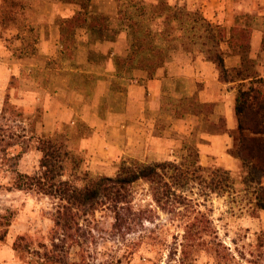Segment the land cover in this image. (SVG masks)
<instances>
[{"label":"rangeland","instance_id":"1","mask_svg":"<svg viewBox=\"0 0 264 264\" xmlns=\"http://www.w3.org/2000/svg\"><path fill=\"white\" fill-rule=\"evenodd\" d=\"M169 2L204 16L198 7L191 8L181 0ZM64 4L72 14L79 9L78 3L59 0H0V264H52L38 247L43 240L50 243L46 238L51 226L48 213L54 207L52 200L35 190L15 186L17 174L34 175L40 171L41 152L37 148L40 137H51L60 149L62 179L80 182L83 176H114L122 163L131 160L146 163L171 160L189 171L182 203L170 204L165 209L153 202L146 183L135 182L131 186L130 224L120 231L112 229L111 215L105 209L96 210L87 219L80 216L86 241L80 237L82 247L71 245L68 250L63 249L68 261L81 264H264V209L255 205L257 197L264 195V172L257 173L251 180L243 157L236 156L240 151L230 135L226 151L223 147L210 148V142L217 143L209 138L213 134L209 132L213 128L210 121H218L220 116L213 113L214 103L206 116L187 114L177 119L178 98L166 95L165 116L155 121L152 135L148 136L145 130L138 143L132 142V131L126 126L122 131L121 128H114L111 133L106 131L110 137L105 138V129L87 125L79 118L74 123L68 118L60 120L61 126L52 131L47 113L58 109L56 113L68 114L64 110L69 102L56 106L51 98L53 89L66 83L60 76H67L73 90L85 93L86 99L97 100V83L108 66L107 57H111L117 78L111 82L108 96L100 95L101 103L97 104L96 113L102 116L108 106L119 105L115 90L125 91L134 72L143 70L132 68L126 60H120L118 65L115 63L117 56L123 58L129 53L132 39L120 26L117 0L113 16L99 11L101 4L98 2L88 0V15H107L106 30L99 32V25L94 29L76 27L65 41L68 43L66 49L61 46L52 55H39L37 44L52 32L46 14L49 10L60 11L53 23L59 26L61 43L60 25L66 18L61 16ZM236 23L249 26L252 34L259 20L244 12L236 15ZM121 32L126 33V43H122L124 54L110 56L112 50L104 54L95 45L115 40ZM189 35L177 29L166 39L154 37L155 43L168 47L163 65L175 57L206 59V45L192 44ZM107 36H111L110 39ZM259 37L261 41L254 49L250 38V56L255 58L256 67L264 77V50L261 49L264 28ZM220 47L226 66H235V57L239 64V56L229 54L225 42ZM222 83L227 86L220 90L231 91L229 96L218 94L217 109H225L232 94L236 95L234 82ZM261 89L264 91V85ZM192 150L197 151L198 163L203 169L191 164V157L187 161ZM192 154L196 158L195 153ZM248 179L251 181L247 182ZM201 215L207 219V232L201 238L186 241L188 246L182 253L185 225L196 216L204 219ZM19 235H24L29 250L13 248Z\"/></svg>","mask_w":264,"mask_h":264},{"label":"trees","instance_id":"2","mask_svg":"<svg viewBox=\"0 0 264 264\" xmlns=\"http://www.w3.org/2000/svg\"><path fill=\"white\" fill-rule=\"evenodd\" d=\"M59 1L79 4V9L65 18L60 25L63 48H67L68 43L65 41L76 27L94 29L99 25V32L108 28L105 24L107 15H88V0ZM117 16L121 28L132 38L129 53L123 58L116 57L117 65L120 60H126L132 68L146 70L148 75H152L163 65L168 48L155 43L154 37L166 39L177 29L190 34L189 40L192 44L199 42L206 45V59L215 64L219 81L236 84L233 107L235 127L227 128L224 117L220 116L218 121H210L213 128L209 132H227L233 138L236 149L240 151H237L236 156L243 157L246 172L251 175V180H254L257 173L264 172V91L261 89L264 77L256 67L255 58L250 56V27L241 26L236 21L228 28L213 24L198 11L187 10L176 3L171 4L169 0H117ZM107 37L110 39L111 36ZM222 42L226 43L229 54L239 56L237 66L225 65L220 47ZM263 42L264 40L261 49L264 50ZM184 47L189 48L186 45ZM176 102L179 105V117L186 114L206 116L212 110L211 103L200 102L196 95L181 96ZM37 148L41 152L40 171L34 175L17 174L15 186L19 189L35 190L52 200L54 207L48 213L51 226L46 238L50 243L48 245L43 240L38 244L43 250V257L49 258L52 264H81L80 261H68L63 250L65 247L68 250L71 245L82 247L80 237L86 241L84 227L79 221L80 216L87 219V216L93 215L96 210L105 209L111 215L112 229L120 231L128 227L132 202L131 186L135 182L146 183L153 202L163 209L183 201V187L189 179V171H185L181 163L171 160L147 163L131 160L122 163L114 176H83L79 179L80 182H77L62 179L63 157L51 137L38 138ZM190 157L191 164L203 169L198 163L197 151L192 150L187 161ZM255 205L258 209H264V195L257 197ZM201 217L204 219H198L196 216L186 223L182 253L188 246L186 241L201 238L206 234L207 219L205 215ZM1 235L3 236L4 232ZM13 248L17 251H27L30 245L25 241L24 235H19L13 243Z\"/></svg>","mask_w":264,"mask_h":264},{"label":"crops","instance_id":"3","mask_svg":"<svg viewBox=\"0 0 264 264\" xmlns=\"http://www.w3.org/2000/svg\"><path fill=\"white\" fill-rule=\"evenodd\" d=\"M91 2L101 4L99 11L112 16L116 15L115 0H91ZM181 3H187L191 8L198 7L207 19L228 27L235 23L238 13L252 14L255 19L259 20L258 26L255 25L257 27L253 28L251 34L253 49L261 41L259 36L263 33L264 28V0H181ZM102 4L106 7H103ZM67 6V4H64L65 9L61 8V11L64 12L61 16L64 18L72 15ZM59 13V10H49L46 13L52 25V32L48 36H43L37 44V53L41 56L52 55L57 48L61 47V43H59V26H54L53 23L57 15H60ZM125 38L126 33L121 32L115 40H104L95 43V45L104 54L109 49L112 50L110 56L114 53L122 55L126 51L122 48V43H126L124 42ZM107 58V61L109 60L107 62L108 66L102 72L101 80L97 83V88H99L96 90L97 100L86 99L85 93L81 94L73 90V86L68 83L67 76L59 77L62 81L65 80L66 83L63 82L59 89H53L51 98L56 101L54 102L56 106L62 105L63 102H69L66 106L67 109L64 110L68 114H58L56 113L58 109L50 110L47 113L48 123H51L50 128L52 131L61 126L62 121L60 120L64 121L65 118H68V121L74 123L79 118L81 122H85L87 125L101 130L105 129V132L109 131L110 133L114 128H121L122 131V127L126 126L127 129L129 128L132 131V142L138 143V139L145 135V130L148 131V136L152 135L155 121L165 116L163 114V102L165 96L170 94L177 98L184 95H196L200 102L214 103L213 113L215 112V116H223L227 128L235 127L233 111L235 94H232L231 102L229 101V105L225 109L216 108L219 105L216 103L218 96L220 94L223 96L224 93L229 96L231 90H220L222 86L227 85L219 81L213 63L202 57L188 59L175 57L174 60L167 61L163 66L158 67L152 75H148L143 70H137V72H134V78H131L130 82L127 83L125 91L121 88L115 90L117 97L120 99L119 105L115 108H113L114 106L111 108L108 106L105 113L102 116L99 115L96 113V109L97 104L101 103L99 102L100 95L108 96L111 91L110 84L117 78L111 57L108 56ZM237 64L238 59L235 57L233 65L236 66ZM59 99L62 100L61 103H59ZM166 118H170V116H166ZM177 119H180V117ZM104 131L105 138L110 137L109 133L106 132L105 134ZM209 138L217 142H210L212 145L210 148L214 146L217 148L223 147L225 151L231 142V137L227 132L213 133Z\"/></svg>","mask_w":264,"mask_h":264}]
</instances>
